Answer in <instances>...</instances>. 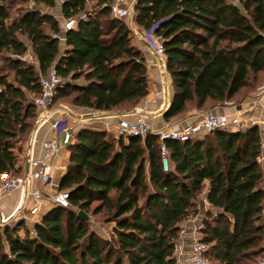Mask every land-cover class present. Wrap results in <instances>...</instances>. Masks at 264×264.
<instances>
[{"label":"trees","instance_id":"trees-1","mask_svg":"<svg viewBox=\"0 0 264 264\" xmlns=\"http://www.w3.org/2000/svg\"><path fill=\"white\" fill-rule=\"evenodd\" d=\"M55 3L0 0V61L13 74L12 80L9 73L0 75V177L22 173L17 144L36 118L28 96L39 92V79L50 67L62 80L53 104L68 99L74 107L128 111L148 94L145 58L131 44L125 22L111 16L112 0H63L62 17L76 20L64 33L46 12ZM13 6L16 15L10 17ZM134 14L138 27L156 25L154 35L163 44L173 88L165 121L231 101L264 81V0H135ZM61 33L62 52L52 36ZM21 37L29 41L37 67L23 59ZM165 145L167 169L156 135L114 138L106 131H79L58 182L69 193V207L50 209L34 224L33 235L23 221L0 225V264H174L183 224L198 213L206 185L210 210L199 240L207 245L209 264L262 258L259 128L217 130ZM72 208L112 223L110 237L89 229Z\"/></svg>","mask_w":264,"mask_h":264},{"label":"built area","instance_id":"built-area-1","mask_svg":"<svg viewBox=\"0 0 264 264\" xmlns=\"http://www.w3.org/2000/svg\"><path fill=\"white\" fill-rule=\"evenodd\" d=\"M231 1L236 2L237 0ZM134 3L135 0H112L111 16L117 19H128V23H130L134 15ZM75 24L74 18L64 19L61 25L62 32L71 30ZM155 27L156 25L147 30L143 29L140 37L147 49L162 64L164 48L161 39L154 35ZM52 36L60 41L65 39L62 33ZM61 82L54 66L40 77L39 92L32 97V103L36 108V123L33 134L27 141L22 173L0 177V196L9 195L14 191L18 193L17 203L12 211L8 215L0 213V225L20 221L29 222L32 224V228L29 230L30 235L35 234L34 224L40 222L42 216L50 209L69 207L68 191L58 189L59 179L67 170L62 159H64V154L69 152L79 131L98 130L88 121L86 115L76 114L68 107L53 104V98ZM220 106L229 107L231 110L228 112L214 109L200 111L194 119L162 128H154L144 114L137 112L117 114L114 126L118 129L120 136L124 137L139 136L144 138L148 134L156 135L159 139L162 167L167 169L166 140L185 142L217 130L243 131L253 126L263 125L264 82L249 99L240 103L224 101L219 104ZM44 124H49L51 135L37 142L34 132ZM260 160H264V148L258 158V161ZM47 186L51 187L49 193L43 191ZM229 220L232 221V218ZM199 228L194 226L193 232L198 231ZM181 232H183V228ZM206 250L207 245L195 236H192L188 247L184 242L178 240L173 250L174 264H209ZM254 264H264V257L259 258Z\"/></svg>","mask_w":264,"mask_h":264},{"label":"crops","instance_id":"crops-1","mask_svg":"<svg viewBox=\"0 0 264 264\" xmlns=\"http://www.w3.org/2000/svg\"><path fill=\"white\" fill-rule=\"evenodd\" d=\"M30 5H32V3H29V6ZM59 11L61 13V10ZM53 16L59 21V24L61 26L63 21H61L58 17H56V15ZM58 16H60L61 19L64 20L62 15H58ZM129 28L130 30L131 29L135 30L136 28H140L135 23V14L133 15L132 21L129 23ZM26 42L27 43H25V45H26L27 53L32 54L31 45L27 39ZM132 45L136 49H138L145 58L147 87H148V94L144 99H142L137 104L135 108L128 111L126 110L95 111L81 107H74V106H71V108L69 107V109H71L76 114L86 115L88 121H90L92 125L95 126L97 125L96 127H98L99 131H109V128L112 127V125H114L115 115L117 114H132L133 112L141 111L145 116L148 117L149 121L151 122L154 128H162V127L182 124L186 122V120L194 119L197 113H199L200 111L214 109L218 111L228 112L231 110L229 107H225V106L219 107V104L218 106L214 105L204 110H197L196 108H191L188 111H186L184 114L180 115L179 117L168 122L165 121L163 119V113L169 107L170 100L173 94V88L171 85V79L166 71L164 56L162 57V64H161V62L159 63V59H157L154 56V54L151 51H149V49H147V47L144 45L142 40L138 41L137 38H135V41ZM64 49H65L64 41H60V52H62ZM31 63H33L37 67V62L33 55H32ZM262 127H264V124L258 127L260 131ZM34 135L37 142L42 139L50 137L51 132H50L49 124L42 125L36 132H34ZM28 140L29 138L27 139V141ZM26 146H27V142L25 145V150H26ZM25 150L22 153V163L24 159ZM68 158H69V152H66L64 154V159H62V162H64L66 166H67ZM50 188H51L50 186H47L43 191L45 193H49L48 191L51 190ZM206 191H207V185L204 187L203 192L200 198L198 199V213L205 214L210 210V205L205 199ZM17 200H18V193L16 191L12 192L9 195L0 196V213L2 215H8L15 207ZM24 223L28 230L32 228V224H30L29 222H24ZM196 225H197L196 222L193 223L187 222L183 226V232L180 233L179 240L184 242L185 246L187 247L191 243L192 236H195L197 238H199L198 236H200L199 230L193 232V227ZM200 226L201 224L198 225V227Z\"/></svg>","mask_w":264,"mask_h":264},{"label":"rangeland","instance_id":"rangeland-1","mask_svg":"<svg viewBox=\"0 0 264 264\" xmlns=\"http://www.w3.org/2000/svg\"><path fill=\"white\" fill-rule=\"evenodd\" d=\"M92 3L93 2H89L88 3V5H87V11H90L91 6L93 5ZM60 6H61V1L60 0H56L55 6L53 8L46 9V12L51 13L52 15H56V17H58L61 21H64L63 19H61L60 16H58V15H61V13L59 11L60 10ZM16 7L17 6H13L10 9V17H14L16 15V12H15L16 9H17ZM122 20H123V22H125V24L128 27V30H129V38H130L131 44L134 43L135 38H137L138 41H141L140 34H141V32H142L143 29L142 28H136L135 30L134 29H131L130 30L129 23H128V19H122ZM21 39L24 41V43H27L25 38L21 37ZM5 55L8 56L7 54H5ZM23 59L26 60V61H28V62H31L32 61V54H28L27 53V50H26V53L23 56ZM6 73H9L8 76H7V79L8 80H12L13 79V74L10 71L8 72V70H7V63L0 61V75H6ZM261 85L262 84H259L257 87L254 85L255 86L254 87L253 84H251L250 85L251 87H249V88L245 89L243 92L239 93L233 100H231L229 102L230 103H240V102L246 100L254 92H256L257 89ZM28 98L30 100H32V96L31 95H29ZM55 105H60V106H64V107H68V108L70 107L71 108V105L68 103V99H60V100H57L55 102ZM29 121L32 123L31 131L23 139H21V142L20 143L17 144V145H20V147H21V151L19 152V157L21 159H22V153L25 150V145H26L27 139L29 138V136L31 135V133L34 130L35 123H36V118L32 117ZM93 126L96 127L97 125L96 126L93 125ZM96 128H98V127H96ZM89 130L93 131L92 129H89ZM106 133L109 136L114 137V138L120 137V133H119L118 129L114 125H112V127H110L109 128V131H106ZM260 135H261V143H262V145H264V127L261 128ZM263 148L264 147H262V151H263ZM259 162H260V165H261L262 169L264 170V161L263 160H260ZM72 209L74 211H77L74 208H72ZM84 214L87 216L86 224H87V226H88L89 229H92V230L96 231L98 234H102L105 238L110 237V232H111V229H112V226H113L112 223H104L103 220H102L101 215H92L90 212H87V213H84ZM204 218H205V214L204 213H197L196 215L191 216L189 219H187L185 223H187V222H190V223L196 222L197 223L196 226H198L199 224H201V222H202V220ZM185 223L183 224V226L185 225ZM263 257L264 256H262V258Z\"/></svg>","mask_w":264,"mask_h":264},{"label":"water","instance_id":"water-1","mask_svg":"<svg viewBox=\"0 0 264 264\" xmlns=\"http://www.w3.org/2000/svg\"><path fill=\"white\" fill-rule=\"evenodd\" d=\"M137 113H139V114H143L141 111H137ZM31 136H32V134L29 136V138H30ZM77 216L80 217V218H82V219H84V220L87 219V216H86L82 211H78V212H77Z\"/></svg>","mask_w":264,"mask_h":264}]
</instances>
